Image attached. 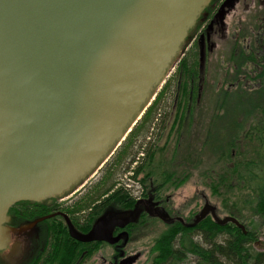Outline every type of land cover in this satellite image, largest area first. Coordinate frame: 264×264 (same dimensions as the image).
<instances>
[{
    "label": "water",
    "instance_id": "1",
    "mask_svg": "<svg viewBox=\"0 0 264 264\" xmlns=\"http://www.w3.org/2000/svg\"><path fill=\"white\" fill-rule=\"evenodd\" d=\"M212 0H0V250L9 248L17 202L60 199L79 189L122 144L155 99ZM203 59V57L201 58ZM106 209L80 242L118 240L139 220ZM164 220L162 212L146 206ZM221 216L209 200L188 227ZM25 229V228H24ZM133 257L126 264L133 263Z\"/></svg>",
    "mask_w": 264,
    "mask_h": 264
},
{
    "label": "flooded vegetation",
    "instance_id": "2",
    "mask_svg": "<svg viewBox=\"0 0 264 264\" xmlns=\"http://www.w3.org/2000/svg\"><path fill=\"white\" fill-rule=\"evenodd\" d=\"M254 18L258 19L257 26ZM190 39L192 43H195L193 46L196 45L195 52L199 58L198 60L194 59L192 62L190 60L189 62L184 61V63L195 65L194 69L192 68L193 74L191 76L184 75L185 68L181 66L173 102V109L176 111L178 109L181 110L183 107L187 118L191 115L193 102L198 104L202 102V98L205 100L206 95L212 96L211 91H204V83H206L208 74L213 76L221 75L220 77H223V79L219 83L229 79L228 88L239 89L240 81L243 83L241 89L250 88L248 84L252 81L257 86H261L264 82V0H212L206 8L205 14L202 15L193 30ZM226 53L231 55L227 60L225 59ZM202 57L203 59H201ZM184 76L191 78L189 93L181 90V88L185 87V85L182 86ZM196 79L199 82V90L197 92L195 90ZM240 92L242 94L245 93L244 91ZM222 93L223 91L214 92L217 98ZM185 103L187 106L184 107ZM179 105L180 107H178ZM234 109L232 108L231 110ZM208 110L207 107L204 108L205 113ZM238 110L237 108L236 112ZM240 110L245 113H253L259 109L240 108ZM211 111L215 114L214 119L217 121L215 124L220 130L222 115L224 112L230 111V108L216 106ZM218 121H220L219 124ZM151 128L152 130L154 129L153 127ZM147 131L148 129L140 141V150L143 151H140V155L137 156L136 154L135 156V158H138L134 162L136 163V172L139 176L135 178L134 183L127 184L124 182V163L113 166L114 169L111 173L102 171L99 179L94 181L98 188L91 194L88 208L77 210V215L72 213L69 205L75 202V200L71 201V199L75 197L74 195L80 193V190L73 196L62 200L47 199L41 202L22 200L15 203L9 210L10 221L8 224L10 227L19 231L22 229V231L18 235L12 234L9 248H13L14 245L19 246L22 249V254L19 257H12L8 261L4 259L5 255L8 254V250H0V264H34L36 261L37 264H51L52 262L55 264V259L50 261L51 257L47 258L48 256L45 254L39 259V254L47 248L49 242L52 244V234L61 230H59V227L54 226L53 222H58L56 219L63 218L68 227L65 218V215H67L77 229L82 232H88L94 221L106 209L112 207L122 211L131 210L135 207L138 200L143 201L141 205L143 211L139 220L130 222L124 227L116 226L113 231V237L118 238L116 242H92L101 247L109 246L112 250L111 256L106 257L101 254L98 264H126L128 260L136 257L137 259L133 263L130 262V264H135L141 259L143 256L142 251L133 252L127 250L126 247L132 239L133 232H137L142 223L149 224L151 221L156 220L163 222L168 227L193 228L187 225L193 222L196 214L200 212L209 199L203 192H200L204 204L193 218L190 217V212H185L186 210L189 211V204L185 206L184 204L179 206L174 204L173 194L169 193L170 184L167 181H155L152 176H155L154 169L156 165H147V162L150 161L147 157L150 155L148 152L151 150V154H154L156 151L155 143L153 147L149 148L148 146L150 142L146 140L151 141L153 133L150 132L151 135L147 136ZM204 134V139L206 140L207 135L206 133ZM159 135L160 133H156L157 138ZM234 135H237L236 131H234ZM235 143L237 144L238 141L236 140ZM144 144L147 148L144 147ZM107 165L110 166L111 164ZM179 165L181 166L180 162ZM187 167H190V165ZM187 167L186 169H189ZM106 174L109 175V178L106 177ZM183 178H185L184 175L180 179ZM94 182L91 181L90 185L92 186ZM90 185L88 187H91ZM151 205L155 211L158 210L165 214L167 220L151 215L146 209V206ZM96 208H100V211L95 215L94 211ZM90 215H94L91 220L88 218ZM91 256L90 251H85L73 264H90L88 261H90Z\"/></svg>",
    "mask_w": 264,
    "mask_h": 264
},
{
    "label": "rangeland",
    "instance_id": "3",
    "mask_svg": "<svg viewBox=\"0 0 264 264\" xmlns=\"http://www.w3.org/2000/svg\"><path fill=\"white\" fill-rule=\"evenodd\" d=\"M257 20V18H254L256 26ZM194 44L195 43H192V40L189 38L187 45L185 46L186 48L184 49L180 58L177 60L173 69L170 71L166 81L159 88L155 99L152 101L151 105H149L148 109L145 110V113L141 116V119H139L138 123L128 133L122 144L108 159L109 161L107 160L101 167H99V169L93 175H91V177L83 185H81L78 190L58 200L71 197L80 190V193L74 195L75 197L71 199V201L75 200V202L73 204L71 203L69 208L74 214H76L77 210L88 208V202L91 198V194H93L98 188L96 187L98 185L95 184L94 181L99 179L102 171L111 173L114 169L113 166H117L120 163H124L125 167V169L123 168L124 182L127 184H133L135 178L139 176V174L136 172V163L134 162V160H137L138 158H135V156L136 154L137 156L140 155V151H143L140 150V141L143 138V134L148 129L147 136L151 135L150 132H152L153 135H151V141L148 139L146 141L150 142V145H148L149 148L151 146L153 147V144L155 143L156 151L154 154H151L152 151L150 150L148 153L151 156L146 152L148 155L147 157L150 159V161L147 162V165H156V168L154 169L155 176H152V178L154 177L155 181H167L168 184H170L169 193L173 194L172 197L174 204L176 206L182 204L185 206L189 204V211L186 210L185 212H190V217L193 218L204 204V200L200 194V192H203L208 197L209 201L218 207L221 216L237 215V212L241 211L242 217L240 219L242 223L245 224L246 228L252 231L255 235V247L259 250H264V224L262 222V218L254 214L252 210L242 208V204L235 202L237 201L235 196L225 195L222 189L217 187L218 181L216 179L218 178L219 172L222 170L223 166H225L227 163L230 164L235 160H226L222 157L223 150L221 147L226 146L227 143H225V141L215 140V145H213L214 148L210 149L209 147L211 146L208 145L209 143L207 141L208 135L212 134L211 126L213 127L215 124H213L215 114H213L211 109L216 106L223 107V97L225 94L223 92L222 95L217 98V95H215L214 92L227 89V82H230V80L225 79L222 81V83H219V81L223 79V77H220L221 75L213 76L212 74H208L206 77V83H204V91H211L212 96L206 95L205 100L202 98V102H199L200 104L193 102L191 115L188 118L184 114L185 110L183 107L181 110L178 109L175 111L173 109L176 85L180 77L179 71L181 66H184L185 68V64L187 63H184V61L189 62L190 60L192 62L194 59L198 60L199 58L198 54L195 52L196 45L193 46ZM227 53L229 52L227 51ZM227 53L225 56L226 60L231 57V55H228ZM219 59L221 58L219 57ZM197 82L198 79H196L195 82L196 92L199 90V82ZM240 82L242 83V81ZM190 84L191 81L187 76H184L182 86L185 85V87L181 88V90H185L187 93H189L191 89ZM262 85L263 84H261V86H257L256 83L252 81L248 84L251 89L244 88L241 89V91L245 92L243 94L244 96H251L253 95L254 91L259 90L260 92H258L257 95L264 97V91L261 90ZM153 106L154 108L152 109ZM183 106L185 107L187 104L185 103ZM178 107H180V105ZM205 107L209 109L206 113L204 111ZM237 107H235L234 110H231V113H235ZM245 108H258L259 110L257 112L254 111L252 113L253 115L263 114L264 109V107L261 106H249ZM243 113L245 114V112ZM222 121L221 125L219 126L221 127L219 131L224 129ZM219 123L220 121H218V124ZM151 127L154 129L152 130ZM155 132L160 133L158 138L156 137ZM204 133L207 135L206 140L204 139ZM245 139L242 138L241 141V145L243 146L250 143V141H246ZM234 145L237 146V144ZM144 147L147 148L145 144ZM239 147L240 146L237 148L234 147L233 154H236L235 152H237ZM152 158L153 160L151 161ZM181 161L184 162L182 163ZM179 162L181 163V166L179 165ZM107 164L111 165L109 166ZM189 165L190 167H187ZM185 166L189 169H186ZM183 175L185 178L180 179ZM108 176L109 175L106 174V177ZM130 179L132 180L129 181ZM91 181L94 182L92 186L90 185ZM89 185L91 187H88ZM239 206H241V210L239 209ZM98 211H100V208H96L94 214L96 215ZM93 217L94 215H90L88 218L91 220ZM207 220L214 222L212 216H208L197 226L193 227V231H188L196 242H199L205 247H209V244L206 243L199 228ZM56 221L58 222H53L54 226L59 227V230H61L52 234V244L49 242L47 248L43 252H40L39 259L40 257L44 256V254L48 256L47 258L51 257L54 252V248L58 246L57 237L61 234L68 236L64 237L63 244L65 247H69V251L71 253L67 259L64 258L63 254L60 257H57L55 259V264H73L85 251H90L92 255L90 261H88L90 264H98L100 262L101 254H104L106 257L111 256L112 250L109 246L101 247L100 245H95V243L92 242L76 244L68 232V227L65 223V220L62 218L56 219ZM177 228L180 227H168L163 222L156 220L151 221L149 224L142 223L139 226L137 232H133L132 239L126 247L127 250L133 252H143V256L135 264H156L160 254L159 243L162 241V239L171 236L173 232L177 230ZM219 240H223V237H220ZM62 259H65V262L62 261ZM51 260L52 257L50 261ZM34 264H37V261ZM183 264H198V256L196 254H190L188 259Z\"/></svg>",
    "mask_w": 264,
    "mask_h": 264
},
{
    "label": "trees",
    "instance_id": "4",
    "mask_svg": "<svg viewBox=\"0 0 264 264\" xmlns=\"http://www.w3.org/2000/svg\"><path fill=\"white\" fill-rule=\"evenodd\" d=\"M185 65L184 74L191 76L192 68L194 69L195 65L192 63ZM188 79L191 78L188 77ZM262 84L261 90L264 91V82ZM242 85V83L239 84V89H222L225 93L223 107L230 108V111H226L222 115L224 129L218 131L216 124L211 126L212 134L207 141L211 146L210 149L214 148L215 140L225 141L226 146L221 147L222 157L226 160L235 159L234 162L223 166L219 172L216 179L217 187H220L225 195L235 196L237 198L235 202L242 204V208L252 210L254 214L260 216L264 224V112L261 115L244 114L241 110L233 112L234 114L231 113V109L237 106L239 109L249 106L264 107V97L257 95L259 90L254 91L251 96H244L240 92ZM216 122L214 119L213 124ZM234 131L237 132L236 136ZM242 138L250 143L241 145ZM236 140L238 141L237 146L234 145ZM238 146L240 147L235 152L236 154H233L234 147ZM239 209L241 210V206ZM241 214V211H238L234 216L241 221ZM193 230V228L180 227L171 236L162 239L159 243L160 254L156 264H183L190 254L198 256V264H264V250L255 247V235L248 229L245 233L233 223L220 226L207 220L199 230L209 247L202 246L194 240L188 232ZM178 234L180 235L177 236ZM64 237L68 236L58 235V246L53 250L52 260L62 254L67 259L71 253L69 247H65L63 244ZM220 237H223V240H219ZM72 240L77 244L82 243L74 238ZM64 260L62 259V261Z\"/></svg>",
    "mask_w": 264,
    "mask_h": 264
}]
</instances>
